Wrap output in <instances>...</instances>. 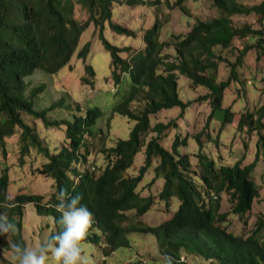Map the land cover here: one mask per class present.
<instances>
[{
	"label": "trees",
	"instance_id": "trees-1",
	"mask_svg": "<svg viewBox=\"0 0 264 264\" xmlns=\"http://www.w3.org/2000/svg\"><path fill=\"white\" fill-rule=\"evenodd\" d=\"M125 1L129 5L136 1L137 4L146 3L145 0ZM183 1L185 0H175L174 6L184 10ZM76 2L87 14L84 21L75 19L72 0H0V149L4 153L6 138L15 134L16 128H19L20 158L31 147L36 148L47 159L40 172L53 179L54 187L47 206L40 203L43 197L36 193H20L10 200L11 207L0 206V212H4L16 226L17 235L10 242L26 246L19 233L20 220L12 217V213L20 215L21 204L24 202H33L37 212L45 213L51 218L53 227L49 234L60 230L57 223L60 213L55 209V204L58 203L56 193L63 187L69 195L79 193L80 203L93 213V223L82 242L103 243L101 252L104 257L118 248L131 251L129 238L132 237L128 234L140 232L153 235L162 258L169 257L171 264H183L180 259L182 252H198L206 257H214L219 260V264H264V242L255 238L260 230H264L263 216L257 218L253 233L246 238L234 236L216 223L222 221L219 215L222 191L228 193L232 213L237 215L250 210L253 199L259 194L250 173L260 153L264 160V135L259 129L263 126L261 120L264 117V105L255 112L245 111L237 122L239 128L246 126L259 130L257 147L260 153L257 149L254 159L243 166L238 159L232 165L215 167L208 155L197 152L199 172L193 176L187 172L190 166L188 155L177 151L180 142L178 136L173 139L171 150L159 143V134L174 123L158 121L150 124V114L160 109L177 106L182 113L190 106L189 101L184 102L180 97L177 81L179 74L185 75L192 85H203L208 90L205 96L210 98L211 111L208 119L222 108L224 89L233 80H237L238 75L235 64H231L228 77L222 81L216 80L215 71L222 56L215 51L224 50L230 47L234 38L247 35L257 38L251 47L264 51V0L251 5L237 0H212L219 15L206 20L198 19L185 34L177 37L171 35L175 38L173 41L160 39L163 22L155 14L153 23L143 32L144 46L134 51L127 60H123L119 54L128 48L111 43L102 32L103 23L108 21L115 32L134 36L133 29L111 21L113 0ZM250 13L257 15L260 23L258 28L248 24H232V15ZM90 21L98 27V37L110 54L114 81L119 84V76L114 67H120L123 78L126 79L125 95L112 105V110L134 120L126 138H118L114 147L102 149L106 153L107 162L102 169L97 170L93 166L85 167L89 154L85 138L96 131V120L102 115L99 105L77 109L79 112H71L69 118H51L48 111L58 105L65 109L67 104L62 100L41 109L35 108L33 98L44 86H34L26 94L24 81L36 70L57 72L74 52L85 59L90 48L89 42L78 49L77 45ZM165 48H171L172 53H165ZM248 49L247 45L244 46L240 54ZM85 70L94 77L91 65L87 64ZM83 80H86L85 76ZM134 100L143 101L138 111L130 107ZM100 107L104 108L106 105ZM23 114L41 119L46 126L64 124L67 142L53 150L41 139L35 128L24 121ZM222 114L221 125L232 121L233 112L229 107H225ZM148 132H154L155 135L145 140ZM199 136L197 133L195 139L200 145ZM141 146L145 147L144 164L136 174H128ZM81 147L84 149L82 153L79 152ZM153 156L158 157V163L154 167L155 176L161 175L164 178V188L158 194L160 202L169 204L166 202L171 195H175L178 206L173 216L159 225L123 223L127 219L125 211L134 209L142 214L154 203L153 195H139L136 189ZM78 162H82L83 168H76ZM8 184L7 168H0V205L8 199ZM94 229L99 232L95 233ZM0 242L10 249V242L7 243L6 239L0 237ZM140 257L131 264H146V260ZM1 264L12 263L5 260ZM100 264H107L105 258Z\"/></svg>",
	"mask_w": 264,
	"mask_h": 264
},
{
	"label": "rangeland",
	"instance_id": "rangeland-1",
	"mask_svg": "<svg viewBox=\"0 0 264 264\" xmlns=\"http://www.w3.org/2000/svg\"><path fill=\"white\" fill-rule=\"evenodd\" d=\"M73 13L77 21H84L87 17L86 12L81 9L76 0H72ZM145 4L129 5L125 0H113L111 4V21L122 26L133 29L134 36H127L112 30L108 21L103 23V36L111 43L119 47H127L128 50L120 52L123 60H127L129 56L137 49L144 46L143 32L149 27L157 14L162 20V29L160 39L164 41H173L175 37L185 34L190 26L198 19L206 20L219 15L218 9L212 3V0H185L183 8L174 6L175 0H145ZM245 5L259 3L262 0H237ZM155 2V4L153 3ZM231 21L234 26H242L248 24L253 28L260 26L257 20V15L250 13L247 15L234 14L231 16ZM264 25V18L262 21ZM98 27L93 22H89L86 29L80 35L77 49L81 48L86 42H89L90 48L85 59L77 56L74 52L68 62L64 64L55 73H46L41 70H36L30 76L25 78L26 94H29L34 86L43 85L35 99L33 98L34 106L41 109L49 105L52 101L64 100L66 108H55L48 112L52 118L60 119L61 117L69 118L71 112L83 110L86 107H91L93 104L102 111V115L96 120L95 133L91 136H86L88 156L85 167L102 169L107 162L105 152L102 149L114 147L118 138H126L129 130L132 127L134 120L113 111L112 104L119 98L125 95V78L120 71V67H114L118 74L119 84L114 81L112 76L111 58L109 52L103 47L100 38L98 37ZM257 38L247 35L243 38H234L230 47L215 51L216 54L222 56L216 73V80H225L231 72V64H235L234 68L238 75L237 80H233L224 89L222 108L216 110V113L208 119L211 107L209 105L208 90L203 85H192L190 80L185 75H178V88L180 97L184 102L189 101L190 106L184 109L181 113L177 106L160 109L154 114H150V124L155 122L167 123L173 122L172 127L165 128L159 135V143L168 150L172 149L173 139L178 136L180 141L177 145L179 154L188 155L190 166L187 172L192 176L199 172L197 164V152H202L211 158L215 167L221 165H232L238 159L240 165L250 163L258 149L257 138L259 130L248 127L239 128L237 125L238 118L245 111L255 112L264 105V51L256 50L251 47L254 45ZM249 49L240 54V50L244 46ZM165 53H172L171 48H165ZM163 51V52H164ZM259 54V56H257ZM89 64L94 69L95 75L92 78L86 70L85 66ZM86 80H83V77ZM122 89L117 98L112 94L117 89V86ZM104 108L100 106H105ZM143 102H133L130 107L134 111L141 108ZM225 107H229L233 112L231 122L221 125L222 112ZM23 119L32 125L41 139L45 141L53 150L58 149L64 143L65 139L64 124L60 126H46L41 119L23 114ZM208 119V120H207ZM261 133L264 135V117L262 118ZM101 129V130H100ZM19 128H16V133L7 137L5 140L4 153L0 149V168L6 167L9 175V184L7 187V201L20 193L25 194H40L42 195L41 204L47 206L51 200L52 192L54 191L53 179L44 173H41L43 163L47 160L42 154L38 153L36 148L31 147L26 155L20 158L19 153ZM199 133L200 145L195 139V135ZM206 133H208L206 135ZM154 132H148L145 140H148ZM184 142H181L183 141ZM201 146V149L199 148ZM144 146H141L134 156L131 167L128 169V174H136L139 167L144 164ZM81 147L79 152H83ZM86 151V150H85ZM89 163V164H88ZM158 163V157L151 158V164L147 167L143 179L139 182L136 189L139 195H153L154 203L145 210L144 213L138 214L134 209L125 211L127 219L123 223H140L146 225H159L160 223L169 220L175 212L178 201L175 195L170 197L169 201L160 202L161 197L158 196L164 188V178L161 175L155 176L154 167ZM77 169L83 168L82 162L76 165ZM194 172V173H193ZM250 178L253 179L258 189V196L253 199L250 210L243 215L233 214L231 212V203L229 195L224 190L220 195L219 215L221 220L218 221L220 227L225 228L227 232L234 236H242L246 238L253 233L255 222L259 216L264 217V160L260 153L259 159L250 173ZM200 183L199 180H197ZM4 203V204H5ZM12 217L19 218L21 237L25 240L26 246H34L36 243L47 238L51 231L52 220L47 214H40L36 211L33 202H24L21 204V213H12ZM99 232L97 229L93 230ZM15 234L0 236L11 241ZM132 238H129L132 250L118 248L109 256L104 257L101 252L103 243L81 242L86 256H90V264H100V261L105 258L107 264H131L137 257L146 260V264H163V258L160 254L156 240L152 234H143L140 232H131ZM89 238V237H88ZM259 241L264 242V230L262 229L255 236ZM102 239V237H101ZM194 253H181L180 259L183 264H216L214 260L207 259L204 256H197ZM11 261V250L6 248L3 242H0V264L3 261Z\"/></svg>",
	"mask_w": 264,
	"mask_h": 264
},
{
	"label": "clouds",
	"instance_id": "clouds-1",
	"mask_svg": "<svg viewBox=\"0 0 264 264\" xmlns=\"http://www.w3.org/2000/svg\"><path fill=\"white\" fill-rule=\"evenodd\" d=\"M120 91V87L117 86V89L112 94L116 95L115 97L117 98L120 96ZM121 99L118 98L117 102ZM54 102L52 101L49 106ZM63 102L65 101L63 100ZM117 102L115 101L112 105L114 106ZM133 102L143 101L134 100L131 104ZM57 108L60 109L61 106L58 105ZM56 195L58 203L55 204V209L60 213L57 220L60 230L49 234L47 238L31 247L21 246L20 243L14 241L10 242L12 264H90V256L85 255L81 242L88 234V229L93 223V213L87 206L80 203L81 197L79 193L69 195L61 187ZM0 206L11 207L12 205L5 203ZM216 223L218 224V222ZM218 226L220 227L219 224ZM15 232V224L8 219L4 212H0V236L7 237L8 235L15 234ZM197 254V256H204L198 252ZM206 258L214 260L218 262L216 264H219V260L214 257ZM163 264H171L170 258L164 256Z\"/></svg>",
	"mask_w": 264,
	"mask_h": 264
}]
</instances>
